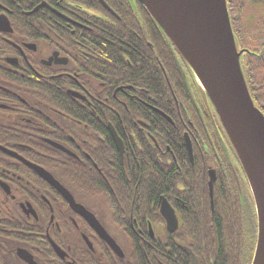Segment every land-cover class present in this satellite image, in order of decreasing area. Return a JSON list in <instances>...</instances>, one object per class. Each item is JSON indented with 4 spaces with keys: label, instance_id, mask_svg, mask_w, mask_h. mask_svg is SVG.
I'll return each mask as SVG.
<instances>
[{
    "label": "flooded vegetation",
    "instance_id": "1",
    "mask_svg": "<svg viewBox=\"0 0 264 264\" xmlns=\"http://www.w3.org/2000/svg\"><path fill=\"white\" fill-rule=\"evenodd\" d=\"M7 2L0 0V18L7 20L6 27L0 23V264H152L159 260L135 255L143 250L144 235L160 240L166 233L177 234L178 240L187 237L189 241L196 224L204 237L209 216L220 207L249 219L251 229L255 223L253 256L257 222L231 143L210 100L203 98L182 65L184 91L175 90L145 34L138 2L124 4L140 27L135 26L139 31L129 36L139 45L145 42L151 47L155 67L169 85L172 115L178 122L174 132L182 141L175 150L165 146L176 177L171 181V201L151 188L150 182L159 184L154 172L132 183L145 190L136 189L131 195L114 178L116 157L124 165L132 154L146 153L149 148L162 151L160 117L175 124L158 104L160 97L139 86L141 83H114L115 36L96 33L94 27L96 22L112 25L103 12L121 21L116 9L105 1L109 9L99 1L100 9L67 0H37L32 8L19 12ZM104 52L106 69L98 64L103 62ZM124 59L130 63L129 57ZM190 97L199 111L192 110ZM147 158L157 167L155 159ZM39 169L97 220L117 245L116 251L80 209L75 210L40 176ZM161 198L169 203L177 221L171 233L160 215ZM154 202L157 211L152 205L149 209ZM140 203L157 221H147L145 226L132 218ZM124 216L131 217L129 226ZM176 243L189 264L191 255L197 264H204L190 244ZM154 245L150 247L155 252Z\"/></svg>",
    "mask_w": 264,
    "mask_h": 264
},
{
    "label": "trees",
    "instance_id": "2",
    "mask_svg": "<svg viewBox=\"0 0 264 264\" xmlns=\"http://www.w3.org/2000/svg\"><path fill=\"white\" fill-rule=\"evenodd\" d=\"M14 1V4H11L10 0L8 2L6 0L10 8L22 12V10L32 8V2H36L37 0ZM51 1L57 2L58 0ZM67 1L81 3L89 8H93L94 6L100 9V5L96 0ZM104 1L116 9L122 19L119 21L108 13L103 12L105 16L110 18L109 20L112 25L96 22L94 27L96 33L101 31L102 34L106 33L107 35L111 34V37L115 36L113 40L114 55L112 69L114 83H119L123 80H132L141 83L139 86H142L151 94H157L160 97L158 104L161 106V109L175 121L173 126V124L165 118L160 117L162 125H159L160 129L158 135H163L162 151H153L149 148L146 153L132 154L133 158H130L128 164L124 165H121L119 159L116 157L114 161L116 165L115 174H117V176L115 175L114 178H116L117 183L124 186L120 188H128V192L131 195L136 193V189L139 191L145 190L142 185L133 186L132 183H136L140 179L147 177L149 172H154L159 184L150 182L151 188L156 190L158 195L160 193L171 201L170 198L174 197L171 181L173 177H176L171 170L173 161L170 157V153L166 152L165 146L168 145L172 150H175L178 148L177 143L182 141L179 137L180 134L176 135L174 132V128L178 125V122L176 117L172 115L173 111L171 108L173 101H171L169 85H167L164 75H159L158 69L155 67L152 53L149 50L151 47L146 46L145 42H143V46L139 45L137 41L134 42V39L129 36L132 32L139 31L138 28L135 27H139L138 19L135 18L133 12L131 15L128 14L124 7V4H130V0ZM227 6L236 46L239 51H243L241 55V67L246 83L255 105L259 107L264 114V0H227ZM139 8L144 17L145 34L148 35L149 41L153 44V53L160 57L162 67L169 72L168 74L174 83L175 90H179L180 92V90L184 89V82L182 80L183 71L186 70L192 78L193 76L154 20L142 9V7L139 6ZM124 37L128 38L125 39ZM117 38L120 39L119 42H116ZM131 40L133 42H131ZM133 43L136 45L133 46ZM139 51L142 52L138 53ZM141 54L143 56V61L140 60L142 57ZM102 56L103 62L98 64L106 69V53L104 52ZM125 57H129L130 65L126 63ZM180 65H182L183 71L180 69ZM159 76L161 78L160 84L158 83ZM186 88L189 89V85ZM184 94L186 96V93ZM191 98L192 97H190V101L193 104L192 110L199 111L197 102L194 99L191 100ZM199 109H202V104L199 105ZM203 111L205 112V108H203L201 112ZM147 113H150V111H147ZM168 129H170L173 134L169 135ZM145 142L149 146L151 145L150 140L145 139ZM151 146H153V144ZM147 157L155 159L157 167ZM170 160L171 162H168ZM95 178L98 181L100 180L98 175H96ZM153 199L154 198H152V200ZM151 205L154 206L153 211H157L155 208L156 202L150 204L149 209ZM149 209L144 208L141 203L136 205L134 211H132V218H134L137 223H142V225L144 224L145 226L147 221L150 223L157 221L156 217ZM230 210L231 209H223L222 207L219 209L216 208L214 215L209 216V221L206 226L207 230L203 232L204 237H201V232L199 233L198 231L200 226L196 224L192 227V234L189 241L186 240L187 237L178 240L177 234L169 235L166 233L160 240L150 239L144 235V240L149 243L144 242L143 250H137L135 255L143 258V260L149 257L159 260V262L155 261L152 262V264H189L186 258L187 256L177 245V240L178 243L182 245L188 246L190 244V248L198 255L200 261L204 264H249L254 246L255 223L254 227L251 229L249 219L243 216V218H239L238 213L236 215V210H234V213ZM124 217L125 225L129 226L131 217ZM184 241H186V243ZM153 244H155V252L150 247V245L152 246Z\"/></svg>",
    "mask_w": 264,
    "mask_h": 264
},
{
    "label": "water",
    "instance_id": "3",
    "mask_svg": "<svg viewBox=\"0 0 264 264\" xmlns=\"http://www.w3.org/2000/svg\"><path fill=\"white\" fill-rule=\"evenodd\" d=\"M169 39L210 100L242 166L257 216V239L251 264H264V115L249 93L230 24L226 0H137ZM105 8L107 6L100 0ZM6 27L7 20L0 18ZM114 250L117 245L97 220L48 173L37 170ZM160 213L172 232L177 221L165 200ZM82 211V212H81ZM186 251V250H185ZM190 254V251H186ZM192 264H197L193 255Z\"/></svg>",
    "mask_w": 264,
    "mask_h": 264
},
{
    "label": "rangeland",
    "instance_id": "4",
    "mask_svg": "<svg viewBox=\"0 0 264 264\" xmlns=\"http://www.w3.org/2000/svg\"><path fill=\"white\" fill-rule=\"evenodd\" d=\"M233 10H236V9H233ZM249 199V198H248ZM250 202H252V200L250 199Z\"/></svg>",
    "mask_w": 264,
    "mask_h": 264
}]
</instances>
